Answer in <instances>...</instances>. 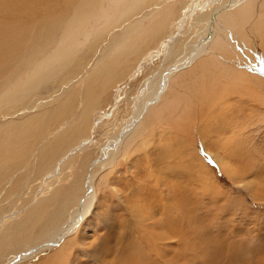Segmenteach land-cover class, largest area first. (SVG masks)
<instances>
[{
	"label": "rangeland",
	"instance_id": "rangeland-1",
	"mask_svg": "<svg viewBox=\"0 0 264 264\" xmlns=\"http://www.w3.org/2000/svg\"><path fill=\"white\" fill-rule=\"evenodd\" d=\"M58 1L46 10L60 14L66 7ZM193 1L98 0L89 18L69 21L71 10L63 16L66 33L80 27L85 32L52 44L58 56L38 67L24 57L40 43L37 29L49 25L39 16L47 1L0 0V236L10 239L0 244V264H121L128 249L144 253L135 258L141 264H264V0L229 6L224 12L246 10L230 24L219 17L215 38L223 44L213 46L209 38L201 56L175 73L162 113L150 123L144 119L146 129L131 149L121 147L111 156L110 145L102 155L134 106L200 44L214 4L232 0H198L200 9L192 12ZM31 13L39 17L36 24ZM163 13L162 31L148 30ZM178 22L184 24L182 34L156 50L162 37L180 32ZM132 26L136 31L125 39ZM126 41L139 43L138 49L131 48L123 65L111 70ZM151 49L158 52L139 66ZM88 87L102 93L90 103L89 125L103 111L109 116L55 174L56 160L89 136V130L73 132ZM202 121L201 131L212 139L206 144L219 146L230 168L207 151ZM98 157L104 163L93 167ZM89 178L90 211L80 216L79 230L52 244L76 219ZM42 195L45 208L27 219ZM152 215H160L161 224L155 219L153 226Z\"/></svg>",
	"mask_w": 264,
	"mask_h": 264
},
{
	"label": "bare ground",
	"instance_id": "bare-ground-1",
	"mask_svg": "<svg viewBox=\"0 0 264 264\" xmlns=\"http://www.w3.org/2000/svg\"><path fill=\"white\" fill-rule=\"evenodd\" d=\"M47 2L44 4V7L43 10H42V13L41 15H39L43 20H47L49 22V25H43L42 27H40L38 30V33L36 35V38L40 40V43L36 46H34L32 48V52L31 53H28L24 58L31 64H35V66L39 63H43L45 61H47L49 58L51 57H54V56H58L57 54V51L58 49H54V51H52L51 49V45L54 44V43H58L59 46L63 45L65 42L67 41H74L76 40L75 37L77 35H80V34H83L86 30V28L84 27H80L78 30H77V33L76 34H68L66 33V26H67V22L63 21V16L65 17L66 15H68L71 10L73 11V15H72V12L69 17V21H72V20H76L78 18H81V17H87L89 18V13L90 11L92 10L93 11V8H95V6L97 5L95 2H98V0H96L95 2L93 0H59L58 2L59 3H62L63 1V5H65V9L63 11L60 12V14H52L50 13L49 11L46 10V6L50 7L51 6V0L48 1L46 0ZM213 1V0H212ZM244 0H232L228 3L226 2H222L221 5H215L211 8V11L208 15V17L206 18V22H205V26H206V30H205V33L204 35L202 36V39H201V42L200 44L198 43L196 45V47H194L195 49L192 50V53L191 55L187 58H180L178 61L175 62V64L165 73V75H163L161 77V79L158 81L157 83V86L156 88L152 89L151 92H149L147 94V96L143 97V99H141V102L138 104V105H135L134 106V115L130 118V120L124 124V126H122L120 128V130L118 131L117 133V137L115 136L114 138L111 139V141L107 144H105L106 146L104 148H102V155L104 156V154L107 152V149L109 148V146L111 147L112 150H110V155L111 154H118L120 150H123L124 149H131V147L134 146V144L136 143L137 140H139V138H141V135L140 133L146 129L145 128V124L143 123L144 122V119H145V123L146 121L149 123L153 120V119H156V117L158 115H160L162 112H161V109L163 108V101L166 99V92H171L170 90H172V86H173V82H175V80L178 78L179 74L175 75V73H177L178 71H181L183 70L184 68L188 67L189 65H191L199 56H201L202 52H204V50L206 49V46L208 45V41L210 39H212V43H213V46H221L223 43H222V40L221 38H215L217 35V25H218V19L220 16H222L224 18L225 21H227L229 24L231 22V18L233 17H236V15L240 12H245L244 9L242 10H237V12H224L229 6H235L236 5H239V4H242ZM57 2V1H56ZM80 2L81 3V7H79L80 5ZM102 0H99V3H101ZM213 2H216V1H213ZM15 3V2H14ZM19 3V2H18ZM22 3V2H21ZM20 3V4H21ZM55 3V2H54ZM198 0H194L192 3H190L189 5V9L190 11L194 12L195 10L197 9H200L199 5H198ZM216 3H220V0H218ZM16 4V3H15ZM156 4V3H155ZM207 4V3H206ZM19 6V5H18ZM100 6V5H99ZM81 8V13L80 14H76V17L75 16V13L77 12V9ZM169 7V6H168ZM205 7H208V5L206 6H202L203 10L205 9ZM21 8V7H20ZM244 8V7H243ZM78 9V11H79ZM165 9V8H164ZM171 9V8H170ZM155 10V8H154ZM153 10V11H154ZM201 10V11H203ZM152 11V10H151ZM158 11V10H157ZM68 12V13H67ZM155 12V11H154ZM152 12V14L154 13ZM161 12V11H160ZM167 12V11H166ZM165 12V13H166ZM21 13V12H20ZM34 13V12H33ZM78 13V12H77ZM162 13V12H161ZM93 14V13H92ZM17 15V14H16ZM19 15V14H18ZM35 15V14H34ZM37 15V14H36ZM94 15V14H93ZM150 15V13L148 14V16ZM239 15V14H238ZM30 18H31V21H35V24L38 22L39 20V17L37 18V16L33 17L32 13L30 14ZM68 18V17H67ZM65 18V19H67ZM74 18V19H72ZM11 19V18H10ZM153 19V18H152ZM142 20V19H141ZM167 20H165V17H164V13L162 15H160L159 17H157V20H156V25L153 27V28H150L148 30H155L154 33L156 32V34L158 32H161L162 31V28H163V25L164 23L166 22ZM53 25H51V23H53ZM166 24V23H165ZM176 24V30H180L179 33H176V31H172L171 34L167 35V36H164L161 38L160 42H159V46L156 50H160V48L163 46V45H166V47H169L170 43L172 41L175 40L176 37L180 36L182 34V30L184 28V24L182 22H178V23H174ZM140 25V24H139ZM144 25V24H143ZM135 26V24H134ZM142 26V25H141ZM162 26V27H161ZM137 27V25H136ZM134 27V28H136ZM143 27V26H142ZM131 28V27H130ZM148 30L146 31L148 33ZM136 31V29L134 30L133 29V26H132V29L129 31H125L126 35L124 34L125 36V39H128L130 40V38L133 36L134 32ZM139 33V32H138ZM153 33V34H154ZM31 34V33H30ZM145 34V33H144ZM142 35V36H139V37H135L137 39L135 40H139L140 38H142L143 36L145 35ZM86 36H88V34L85 33ZM84 36V35H83ZM210 38V39H209ZM127 42V41H126ZM79 43V42H78ZM128 43V42H127ZM72 44V43H71ZM121 44H124V43H120ZM138 44H136L135 42L132 43H128V44H125L124 47L120 48L118 51H120V54L117 53L116 55L119 54L120 58H118V56H115L113 58V61L114 63L112 64L111 66V70H113V68L115 69L116 67L120 66V65H123L124 61H125V56L128 55V54H131V52L129 51L131 48H135V49H138L136 46H138ZM141 48V47H139ZM133 49V50H135ZM166 49V48H165ZM152 51H149L147 54H145L141 59H139V66L141 65V63H145L147 60L151 59L152 60V57L151 55L154 53V50L155 49H151ZM155 50V51H156ZM133 52V51H132ZM158 51H156L157 53ZM37 56H40L42 59L39 61V60H34L33 57H37ZM159 56V55H158ZM186 57V56H185ZM108 58V57H107ZM154 58V56H153ZM52 59V58H51ZM61 61V60H60ZM122 62V63H121ZM51 63V62H49ZM59 64V63H58ZM52 65V63H51ZM55 65V64H54ZM110 65V64H109ZM109 65H106V67H109ZM27 66L29 67V64H27ZM48 66V65H47ZM46 66V67H47ZM39 67V66H38ZM37 67H35L36 69ZM44 68V67H43ZM42 66H41V69H43ZM110 69V68H109ZM119 69V68H118ZM108 70V69H107ZM108 72V71H107ZM105 77H103V80H101V89L104 90V87L106 86V83H107V80H104ZM110 78V77H109ZM99 86V85H98ZM104 86V87H103ZM118 87H122V84H119ZM152 88V87H150ZM149 88V90H150ZM92 89H95L97 91V88L95 87H88L85 91H86V94H85V97H84V107L79 110V111H76L77 112H80L78 114V118L79 120L76 122V124L74 125L73 127V132H77L78 134H82L84 132H88L89 130V136L88 137H85V138H82L81 141L71 147L70 149H68V151L66 153H64L61 157H59L56 162H55V168L51 171V172H56V169L57 168H60L59 170H61V168H63L64 166V163L69 159L71 158V154H73L78 148H81L83 145L89 143L91 141V136L93 133H95L97 127L100 125V123H102L103 119L104 118H107L109 116V114L106 112V111H103L102 114L100 113L99 115H97L92 123V126L89 125L90 123V112L93 108V106H91L90 103H92L93 100H96L98 99V97L101 96V94H97V92L95 91L94 93H90V91ZM148 90V91H149ZM100 92V91H99ZM71 97L70 98H73V95L70 94ZM68 101V100H67ZM93 104V103H92ZM137 104V103H136ZM61 106H66V103H63ZM77 110V109H76ZM63 112V111H62ZM61 113V112H60ZM75 114L72 113L71 115ZM59 116V115H57ZM61 116V114H60ZM158 118V117H157ZM69 120V119H68ZM71 120V119H70ZM206 124L205 121H202L201 125L200 126V133L202 135V139L203 141L205 142V145H206V148H207V151L209 153H211L215 158L216 160L219 162V164H221V166H223V168H230L228 167V162L226 160V156L225 154H223L222 152L219 151V146H216V148H210L208 146V142H210L212 139L208 137V135L206 134V129H204L203 131H201L204 127V125ZM61 126V125H60ZM63 126V125H62ZM66 127V126H65ZM64 128V127H63ZM60 129V128H59ZM65 130V129H64ZM62 131V130H61ZM145 131V130H144ZM218 131V130H217ZM140 132V133H139ZM90 133H91V136H90ZM210 133V132H209ZM140 135V136H139ZM45 137V136H44ZM190 138V137H189ZM189 142V141H188ZM187 142V143H188ZM113 143H114V146H113ZM217 143V142H216ZM122 147V148H121ZM112 156V155H111ZM1 158V157H0ZM99 159V160H98ZM97 160L93 161L92 165L93 167L97 164H101V163H104L102 160V158L98 157ZM1 160V159H0ZM4 159H2L3 161ZM47 164V163H46ZM1 165V164H0ZM233 166V165H232ZM224 168V169H225ZM232 168V167H231ZM233 169V168H232ZM228 170V169H226ZM58 172V171H57ZM230 172V171H229ZM52 173H50L51 175ZM56 174V173H55ZM48 174V176H50ZM47 176V175H46ZM52 180V179H51ZM88 184H89V187H88V192H87V196L85 197V200L84 202L82 201V206L80 207V205L78 206L77 208V216H76V219L71 223V224H68V226L66 228H64L63 230H61L57 236H54V238L56 237V240L57 241H53L52 244L54 245H60L62 242H64L65 239H68V237L70 236V232L75 230L77 231V229L80 227L79 224L81 223L82 218L81 217H84L86 212L87 211H90V208L88 205H86V201L88 198H90V194L92 193V191H94V187L92 186V182L89 178L88 180ZM205 184V183H204ZM161 188V187H160ZM41 191V189H40ZM58 192V190H56ZM41 194H44V191L42 190V192H39ZM173 193L171 192L170 194L167 193V196L164 195V197L166 199H169V197L172 195ZM41 196L40 199H38L37 203L32 206L29 210V212L27 213L28 216H27V219L32 216L33 214H37V213H41L42 209L45 208L44 205H45V202L43 199H41L42 197L44 196ZM141 195V194H140ZM47 196V195H46ZM52 196V195H50ZM54 196V195H53ZM143 196V195H142ZM137 197V196H136ZM139 197V195H138ZM36 200V198H35ZM49 199H47L48 201ZM51 200V198H50ZM53 200V198H52ZM139 200H140V197H139ZM30 202V201H29ZM50 202V201H49ZM51 204V203H50ZM80 204V203H79ZM88 204V203H87ZM167 204V203H166ZM53 205H55V203H53ZM128 205V204H127ZM136 206V205H135ZM144 206V205H143ZM168 206V204H167ZM48 207V206H47ZM46 207V208H47ZM173 207V206H172ZM171 206H168L166 207L169 211H173L174 207L172 208ZM24 208V207H23ZM22 208V209H23ZM136 208V207H135ZM139 208V206H138ZM141 208V207H140ZM48 209V208H47ZM46 209V210H47ZM137 209V208H136ZM163 210V209H162ZM46 212V211H45ZM133 213V211H131ZM139 212V209L137 210V213ZM141 213V212H140ZM149 213V212H148ZM161 215H162V212H160ZM159 213V214H160ZM165 213V212H164ZM6 216V215H5ZM9 215H7L5 218L8 217L9 219ZM149 216V214H148ZM160 216V215H159ZM159 216H157L159 218ZM163 216V215H162ZM155 215H152V221H153V226L156 222V225L157 224H161L162 222V217H160L157 221V218ZM4 218V217H2ZM32 218V217H31ZM166 218V217H165ZM135 219V218H134ZM156 219V220H155ZM168 219V218H167ZM155 220V222H154ZM5 221V220H3ZM2 221V222H3ZM131 222H134V221H131ZM34 225V224H33ZM135 225V224H134ZM168 225V224H167ZM15 226V225H14ZM79 230V229H78ZM12 231V229H11ZM75 231V232H76ZM156 231V230H155ZM165 231V230H164ZM167 233V232H166ZM72 234V233H71ZM164 235V234H163ZM8 236L7 235V238L4 236H0V244L2 245H5L7 242L10 241V239H8ZM6 238V239H5ZM54 240V239H53ZM80 241H83L82 239ZM83 243V242H81ZM68 245H66L67 247ZM105 247V246H104ZM106 250V249H105ZM108 250H110L108 248ZM129 250V249H128ZM127 250V252L125 251L126 255L122 256V259L124 260V263H121V264H139V262H135L136 261V257H138L139 255H142L144 254L143 252L138 251V250H133V249H130L129 251ZM108 253V252H106ZM166 257V256H164ZM168 257V256H167ZM169 259V258H167ZM164 260H166L164 258ZM15 260H9L8 261V264H15L16 262H13ZM108 261V260H107ZM145 261V260H144ZM171 261V260H169ZM13 262V263H12ZM106 262V261H105ZM104 262V263H105ZM146 262V261H145ZM172 262V261H171ZM148 262H146L145 264H147ZM169 263V262H167ZM141 264V262H140ZM143 264V262H142Z\"/></svg>",
	"mask_w": 264,
	"mask_h": 264
}]
</instances>
